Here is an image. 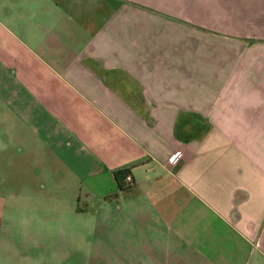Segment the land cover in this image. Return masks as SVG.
<instances>
[{"label": "crops", "instance_id": "crops-1", "mask_svg": "<svg viewBox=\"0 0 264 264\" xmlns=\"http://www.w3.org/2000/svg\"><path fill=\"white\" fill-rule=\"evenodd\" d=\"M29 152L107 264H263L264 0H0V160Z\"/></svg>", "mask_w": 264, "mask_h": 264}, {"label": "rangeland", "instance_id": "rangeland-1", "mask_svg": "<svg viewBox=\"0 0 264 264\" xmlns=\"http://www.w3.org/2000/svg\"><path fill=\"white\" fill-rule=\"evenodd\" d=\"M14 156L7 168L0 160V264H107L97 257L95 199L87 207L73 177L57 176L31 152Z\"/></svg>", "mask_w": 264, "mask_h": 264}, {"label": "trees", "instance_id": "trees-1", "mask_svg": "<svg viewBox=\"0 0 264 264\" xmlns=\"http://www.w3.org/2000/svg\"><path fill=\"white\" fill-rule=\"evenodd\" d=\"M127 176H129V171L125 170V171H122V172H119V173L115 174V179H116V181L118 183V180L122 181ZM118 189H119V191H122V190H126L127 188L122 183H118Z\"/></svg>", "mask_w": 264, "mask_h": 264}, {"label": "built area", "instance_id": "built-area-1", "mask_svg": "<svg viewBox=\"0 0 264 264\" xmlns=\"http://www.w3.org/2000/svg\"><path fill=\"white\" fill-rule=\"evenodd\" d=\"M182 158V152L181 151H177L176 153H174L170 158H169V163L175 165L176 163H178V161ZM126 181H130V177L127 176L125 178Z\"/></svg>", "mask_w": 264, "mask_h": 264}]
</instances>
